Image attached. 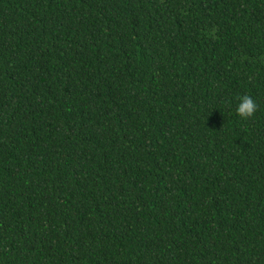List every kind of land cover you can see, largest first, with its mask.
I'll list each match as a JSON object with an SVG mask.
<instances>
[{
    "label": "trees",
    "instance_id": "16d2710c",
    "mask_svg": "<svg viewBox=\"0 0 264 264\" xmlns=\"http://www.w3.org/2000/svg\"><path fill=\"white\" fill-rule=\"evenodd\" d=\"M0 264H264V0H0Z\"/></svg>",
    "mask_w": 264,
    "mask_h": 264
},
{
    "label": "clouds",
    "instance_id": "9594fccd",
    "mask_svg": "<svg viewBox=\"0 0 264 264\" xmlns=\"http://www.w3.org/2000/svg\"><path fill=\"white\" fill-rule=\"evenodd\" d=\"M238 101L236 113L242 119L251 118L257 111L258 105L251 96L247 94L239 96Z\"/></svg>",
    "mask_w": 264,
    "mask_h": 264
}]
</instances>
